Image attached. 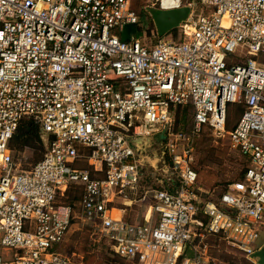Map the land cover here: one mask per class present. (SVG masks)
<instances>
[{"label":"built area","instance_id":"built-area-1","mask_svg":"<svg viewBox=\"0 0 264 264\" xmlns=\"http://www.w3.org/2000/svg\"><path fill=\"white\" fill-rule=\"evenodd\" d=\"M138 2L151 18L187 7L176 38L148 44L136 31L122 41L125 24H142ZM236 102L242 112L227 129ZM183 104L190 133L173 131ZM24 116L49 135L29 169L8 147ZM204 125L247 165L216 201L199 202L191 143ZM158 132L178 184L151 190L143 220L130 221L113 211L147 195L136 198L133 140ZM71 184L82 187L79 215L131 264H205L194 242L204 234L249 258L262 248L264 0H0V264H71L61 249L75 217L62 201Z\"/></svg>","mask_w":264,"mask_h":264},{"label":"rangeland","instance_id":"rangeland-1","mask_svg":"<svg viewBox=\"0 0 264 264\" xmlns=\"http://www.w3.org/2000/svg\"><path fill=\"white\" fill-rule=\"evenodd\" d=\"M140 4L138 2L137 11L141 15L143 24L149 28L146 36L143 35V39L150 44L158 38L157 30L148 12L139 8ZM163 37L169 39L168 34ZM262 56L263 54L259 58ZM236 108L235 104L229 105V110H231L229 127L234 124L237 118ZM173 115H175L174 112ZM191 123V116H188L186 127L178 129L190 133ZM178 129L176 130L174 127L173 131L177 132ZM162 136L163 132L152 135L147 143H143L139 151L138 159L141 162V173L139 192L136 198L138 199L146 191L147 195L141 201L118 202L120 207H126L121 209H124L122 214L127 220H143L150 203L151 190L175 186L177 179L169 168L170 160L162 157L166 142ZM42 138L46 145L49 135L43 133ZM182 142L181 140L178 141V150L182 148ZM191 146L192 166L198 175L194 185L196 198L199 202L216 201L228 184L239 179V175L246 167L247 162L240 152L232 146L227 135H220L208 128L201 129L200 133L193 137ZM33 156L32 152L27 149L18 158L21 160L17 161H21V165L28 168ZM78 165L86 168L84 161L78 162ZM75 191L71 190L68 197L71 198ZM74 208L75 217L72 219L61 246V249L70 257L71 264H131L125 258L116 255L101 236L99 228L93 227L92 222L82 218L77 206ZM194 242L198 245L201 258L205 264H254L251 258L244 256L241 251L221 236L204 234L200 239H195Z\"/></svg>","mask_w":264,"mask_h":264},{"label":"trees","instance_id":"trees-1","mask_svg":"<svg viewBox=\"0 0 264 264\" xmlns=\"http://www.w3.org/2000/svg\"><path fill=\"white\" fill-rule=\"evenodd\" d=\"M149 28L147 26H145L142 22L141 25L137 26V34L138 35H142L143 33H148ZM169 34H173V36H177V30L176 28L172 29L171 31L168 32ZM167 33V34H168ZM157 35L158 37L163 36L162 34H160L157 31ZM230 104H235L236 105V109L235 112L237 113V118L238 119L240 113L242 112V104L241 103H230ZM227 106V123H226V128L230 129L233 127V125L231 127H229V117H231V110H229V105ZM173 112H174V126H173V130L174 127L177 130L178 128H185L187 121H188V116H191L192 118V108L189 104H183V105H175L173 107ZM236 120L234 121V123L236 122ZM203 128H208L210 129L208 126L204 125L202 127ZM181 129H178V131H181ZM177 131V132H178ZM8 147L11 150L12 156L13 158L16 160L18 158H20L23 155V152L25 150H30V152H32L33 156V160L30 163L28 168H24L23 166H21L23 169H29L32 165H34L37 161H39L44 154L46 145L45 142L42 138V132H41V128L40 125L31 117V116H24L18 123V126L15 130V132L13 133L11 139L8 142ZM16 156V157H15ZM166 159L168 157L164 156ZM21 160V159H19ZM246 167L244 168V170L240 173L239 175V179H242L244 176V172H245ZM177 179V178H176ZM237 179V180H239ZM178 184V180H176L175 182V186H171L168 187L166 189L170 190V191H174L175 187ZM71 190H76L74 192V194L72 195V197H68V194H70ZM224 191V190H223ZM222 191V192H223ZM82 195V187L80 185H74L71 184L69 186V188L66 190L64 196L62 197V201H64L65 204H69L72 207L77 206L78 201L80 200ZM67 199H69L67 201ZM202 220H203V224H205L206 220L205 218H203L202 216H199ZM72 223V221H71ZM208 235H214V236H219L216 234H208Z\"/></svg>","mask_w":264,"mask_h":264},{"label":"water","instance_id":"water-1","mask_svg":"<svg viewBox=\"0 0 264 264\" xmlns=\"http://www.w3.org/2000/svg\"><path fill=\"white\" fill-rule=\"evenodd\" d=\"M188 8L182 7L171 10H152L151 15L153 18V22L155 24L156 30L164 35L170 30L176 28L178 23L184 20L187 17ZM136 26L134 24L127 23L123 26L121 40L127 41L129 40L130 33L136 32ZM149 138H136L133 140V145L135 148L140 151L143 146V143H147ZM140 144V145H139ZM252 259H257V264H264V246L258 250H256L252 255Z\"/></svg>","mask_w":264,"mask_h":264},{"label":"crops","instance_id":"crops-1","mask_svg":"<svg viewBox=\"0 0 264 264\" xmlns=\"http://www.w3.org/2000/svg\"><path fill=\"white\" fill-rule=\"evenodd\" d=\"M155 135H157V134H155ZM162 137H164V139H165V135L163 134V136ZM150 138V137H149ZM145 139V138H144ZM121 208H126V207H120L119 206V208H118V210H116V212H114L113 211V213H116L117 214V212H119L118 214L120 215V217H122V218H125L124 217V215L122 214V211L124 210V209H121ZM146 212H147V210H146ZM146 214V213H145ZM144 217V216H143ZM263 236H264V232H263ZM127 261V260H126ZM251 261L254 263V264H257V259H252L251 258Z\"/></svg>","mask_w":264,"mask_h":264}]
</instances>
